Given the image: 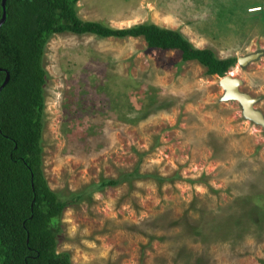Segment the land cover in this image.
I'll use <instances>...</instances> for the list:
<instances>
[{
	"label": "rangeland",
	"instance_id": "1",
	"mask_svg": "<svg viewBox=\"0 0 264 264\" xmlns=\"http://www.w3.org/2000/svg\"><path fill=\"white\" fill-rule=\"evenodd\" d=\"M264 0H77V16L177 30L217 58L264 118ZM257 7H251L256 10ZM42 64L41 170L71 264H264V126L179 50L141 36L53 34ZM230 69V70H229ZM115 185L89 189L101 179Z\"/></svg>",
	"mask_w": 264,
	"mask_h": 264
},
{
	"label": "trees",
	"instance_id": "2",
	"mask_svg": "<svg viewBox=\"0 0 264 264\" xmlns=\"http://www.w3.org/2000/svg\"><path fill=\"white\" fill-rule=\"evenodd\" d=\"M1 1V0H0ZM77 0H5L0 24V264H71L66 251L56 252L63 209L82 192L59 195L41 170L44 47L56 33L99 37L141 36L147 48L179 50L180 60H194L207 75L222 76L236 58H217L208 48L194 47L177 30L141 22L114 28L77 16ZM260 12L264 23V7ZM2 7L0 5V14ZM230 70V69H229ZM101 179L91 188L115 185Z\"/></svg>",
	"mask_w": 264,
	"mask_h": 264
},
{
	"label": "water",
	"instance_id": "3",
	"mask_svg": "<svg viewBox=\"0 0 264 264\" xmlns=\"http://www.w3.org/2000/svg\"><path fill=\"white\" fill-rule=\"evenodd\" d=\"M4 1H0V5L2 7V11L0 14V24L4 20ZM258 53H248L246 55L237 56L236 63L239 66L246 64L248 61L253 60L257 57ZM7 73L0 83V88L5 84L7 81ZM240 79L238 77H229L228 73H224L222 76L219 77L218 83L222 88L221 99L222 100H236L241 108V114L244 118L249 119L255 123L264 126V118L262 113L253 108V102L255 99L250 96L249 94L239 91L238 85L240 84Z\"/></svg>",
	"mask_w": 264,
	"mask_h": 264
},
{
	"label": "bare ground",
	"instance_id": "4",
	"mask_svg": "<svg viewBox=\"0 0 264 264\" xmlns=\"http://www.w3.org/2000/svg\"><path fill=\"white\" fill-rule=\"evenodd\" d=\"M256 9H257V8H256ZM228 76H229V77H234L231 73H228Z\"/></svg>",
	"mask_w": 264,
	"mask_h": 264
},
{
	"label": "clouds",
	"instance_id": "5",
	"mask_svg": "<svg viewBox=\"0 0 264 264\" xmlns=\"http://www.w3.org/2000/svg\"><path fill=\"white\" fill-rule=\"evenodd\" d=\"M247 10H251L250 8H247ZM232 67V66H231ZM227 71H228V69H227ZM226 73V72H225ZM218 77H220V76H218Z\"/></svg>",
	"mask_w": 264,
	"mask_h": 264
}]
</instances>
